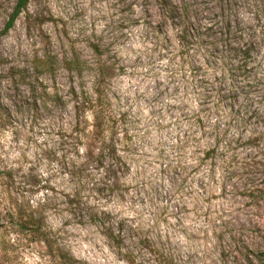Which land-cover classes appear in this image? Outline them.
I'll return each mask as SVG.
<instances>
[{
	"label": "rangeland",
	"instance_id": "374dc122",
	"mask_svg": "<svg viewBox=\"0 0 264 264\" xmlns=\"http://www.w3.org/2000/svg\"><path fill=\"white\" fill-rule=\"evenodd\" d=\"M161 1L30 0L0 37V264L263 263L264 0Z\"/></svg>",
	"mask_w": 264,
	"mask_h": 264
},
{
	"label": "trees",
	"instance_id": "16d2710c",
	"mask_svg": "<svg viewBox=\"0 0 264 264\" xmlns=\"http://www.w3.org/2000/svg\"><path fill=\"white\" fill-rule=\"evenodd\" d=\"M30 0H16L15 6L13 8V11L8 17V20L3 28V30L0 31V37L5 35L14 25L15 21L19 17V15L26 9L28 3ZM160 7L162 10H167V8H170L171 10L168 11L170 13V18H177V9L170 5L167 0H162L160 3ZM188 32H191V36L196 39V34L193 32V30H188L187 28H183L180 32V41L182 42L183 45H188L190 44L187 41V37H190L188 35ZM233 40H236V35ZM235 43V41H232ZM183 48V47H182ZM224 74L222 75V79L227 80L231 82L229 87L231 91H237L240 89L238 86V81L237 79L241 78L243 80H246L247 86L250 85V79H248V76H245V74H248L247 72L249 71L246 68V63L245 60L246 58L249 57V46L247 47L245 44L242 46L240 45V48H234L230 43L226 44L224 47ZM94 52L96 54H99V48L97 46L93 47ZM228 53H230L232 60H236L238 57L240 58L236 64L232 65L231 63V58L228 56ZM66 64V70L68 71H75L78 72V74H81V71L84 68L85 63L81 62L78 60V58H75L73 60H70L68 62H65ZM52 65V60L46 61V66L48 68H51ZM246 78V79H245ZM236 84V85H235ZM74 95V100L76 102V110L79 113L85 111V110H90L92 113V118H93V124L91 126V130L86 133L85 129L82 128L80 131V137H77L80 142H82L85 146V148L90 149L91 151L95 148L97 149H110L114 147L110 143H106V139L104 137V130L102 129V122H100V112L97 111L98 105H97V99H92L88 93L84 91H80L79 94L75 93L73 91ZM77 124L81 125L82 122L81 120H77ZM31 223L35 225V222L33 221V218L30 219ZM27 223H22L23 228H28ZM39 226H36L32 229L34 233L39 232ZM119 244V243H118ZM264 264V261L263 263Z\"/></svg>",
	"mask_w": 264,
	"mask_h": 264
}]
</instances>
